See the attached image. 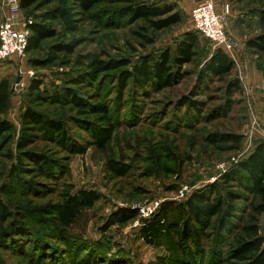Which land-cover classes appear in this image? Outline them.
I'll return each instance as SVG.
<instances>
[{
  "label": "rangeland",
  "instance_id": "374dc122",
  "mask_svg": "<svg viewBox=\"0 0 264 264\" xmlns=\"http://www.w3.org/2000/svg\"><path fill=\"white\" fill-rule=\"evenodd\" d=\"M127 1L106 0L94 11L84 12L70 0H54L42 9H22L20 13V18L30 23L41 20L50 8L64 5L76 14L79 22L78 29L69 32L61 21L53 20L57 35L45 40L39 50L6 64L2 72L11 80L12 86L19 74L23 79L13 91L9 110L0 116L12 124V130L4 135L5 142L0 148V199H7L14 213L7 220L0 218V264H42L38 254H34L33 246L43 243L60 250L65 258L58 261L59 253L56 259L44 262L47 264H184L181 261L171 263L174 256L168 248L171 243L176 246L172 250L190 264H233L227 257L237 230L221 239V255L212 261L214 236L204 243L202 256L198 252L182 254L177 241L169 238L165 240L167 245L152 246L142 238L140 230L166 201L180 203L198 187L221 184L229 167L249 155L257 143L264 140V53H257L246 44L248 39L264 32L260 22L264 0H216L219 11L226 3L230 4L227 29L237 40L233 51L227 53L235 64L227 78L200 77L215 50L212 41L201 33L194 61L183 66L178 82L171 87H147L134 92L130 83L119 95L117 83L110 78L113 72L106 73L105 78L78 90L85 91V96L92 98L91 102L102 100L112 106L113 115L119 122L109 149L102 151L90 146L85 154H77L40 137L34 147L51 158V162L44 164L52 174L39 175L38 171L31 173L21 169L19 178H11V168L18 153L16 143L22 129L21 116L27 107L63 121L70 141L75 144H90L91 137L84 129L83 121H96L90 114L80 115L72 105L47 103L35 91L31 93L29 86L33 77L42 81L41 90L51 93L84 69L77 63L78 57L126 58L133 64L144 54L157 56L168 48L173 54L184 32L196 29L190 16L194 1L172 0L179 6L182 22L159 32L155 43L142 45L132 34L136 25L121 24L112 19L115 15L108 14ZM58 43H76L77 47L73 55L61 53L60 60L47 67L31 63L32 58L49 56ZM234 78L242 81V90L231 96L228 85ZM183 97L195 101L199 110L182 103ZM226 103L230 105L227 112ZM222 108H225L223 112ZM214 132L241 134L244 137L241 149L228 151L208 143L206 137ZM162 147L173 153L171 159L161 151ZM151 148L162 152L166 168L153 169ZM8 150L14 155L12 160L7 155ZM107 157L128 166L126 175L114 177L107 171ZM34 164L30 158L24 160V167L32 168ZM82 188L95 189L101 197L92 208L82 209L66 230L67 235L61 237L50 223L45 224L43 230L37 224L36 228L40 227L37 234L33 226H28V221L25 224L28 236L20 238L21 235L16 236L13 232L11 238L16 237V240H12L7 235L10 229L3 233L11 218L21 220L25 213H31L29 209L56 203L68 192ZM247 203L244 199L236 202L234 222L241 223L240 216L249 212ZM27 207L29 209L25 210ZM120 207H137L139 215L124 225H109L108 218ZM148 209L153 211L150 217L145 216ZM259 224L261 234H264V214L259 216Z\"/></svg>",
  "mask_w": 264,
  "mask_h": 264
},
{
  "label": "trees",
  "instance_id": "16d2710c",
  "mask_svg": "<svg viewBox=\"0 0 264 264\" xmlns=\"http://www.w3.org/2000/svg\"><path fill=\"white\" fill-rule=\"evenodd\" d=\"M52 1L54 0H20V5L23 10L42 9L50 5ZM70 1L75 3L81 11L91 12L106 0ZM110 13L112 16L115 15V18L112 19L121 24L136 25L132 34L142 45L155 43L159 32L179 24L183 20L178 4L172 0H129L116 8L115 11L112 9L108 12V14ZM53 20L61 21L69 32L78 29L79 20L73 11L64 5L52 7L41 20L33 21L30 25L31 34L26 54L39 50L45 40L57 35ZM260 22L264 25V9L260 12ZM199 34L200 32L196 29L187 30L177 41L173 54L168 48L157 56L144 54L133 64L126 58L106 60L91 55H86L83 59L78 57L77 63L84 69L51 93L41 90L42 81L33 77L29 86L31 93L35 91L47 103L72 105L80 115L90 114L95 117L96 121H83L84 129L89 132L91 137L90 144H75L70 141L69 131L63 121L46 116L44 112L36 108L27 107L21 116L22 129L16 143L18 153L15 158L16 162L11 168V178H19L21 169L31 173L38 171L39 175L52 174L44 164L51 162V158L39 153L38 149L34 147L40 137L71 149L77 154H85L90 146L107 151L115 138L119 121L113 115L110 104L108 105L102 100L91 102L92 98H89L88 95L86 97L85 91H79V87H83L85 84H94L97 80L100 81L101 77L105 78L106 73L112 72L110 78L117 83L119 95L124 93L130 83L134 92L147 87L156 89L171 87L178 82L183 66L194 61ZM246 44L257 53H264V32L248 39ZM76 47V43H58L53 47L49 56L32 58L31 63L37 67H47L60 60L61 53L73 55ZM227 53L222 48H216L206 62L203 71L200 72V77L212 75L218 78H227L235 66L234 61ZM14 61L15 59H12L6 64ZM70 62H66V65ZM228 90L231 96L234 92H241L242 81L239 78H234L229 83ZM99 93L96 95L98 96ZM12 94L11 80L2 76L0 80V116L9 110ZM181 102L199 110L197 103L188 97H183ZM225 107L227 112L230 107L229 103H226ZM224 109L222 108V112ZM11 130L10 121L0 119V148L5 142L6 136L4 135H7ZM243 139L241 134L236 133L214 132L206 137L208 143L228 151L240 150ZM161 149L162 152L165 151L167 157L172 158L173 153L169 149L167 150V147ZM162 152H156L154 148H151L153 169L156 167L166 168L165 162H162L164 158L161 156ZM7 155L10 160L14 158L9 150ZM26 158L32 159L35 166L24 167ZM106 170L111 172L114 177H121L128 172V166L119 163L114 158L107 157ZM15 176L16 178H14ZM221 179V184L211 183L198 187L183 202L166 201L163 203L141 228L142 238L148 244L156 247L167 245L168 242L165 241L167 238L171 241L176 240L177 247L182 254L194 255L198 252L203 256L204 243L214 236L210 257V261H212L221 255L219 250L221 239L237 230L235 242L230 245L227 259L233 264H264V234H261L259 224V216L264 214V140L257 143L249 155L229 167ZM30 184H34V182L30 181ZM100 197V193L95 189L82 188L75 192H68L63 199L56 203L34 209L27 207L25 210L29 209L31 213H28L29 211L25 213L21 220L11 218L9 227L3 233L10 229L11 232L8 231L7 234L10 238L13 232L16 236L21 235L20 238L28 236L26 232L28 227L25 226L28 221L30 224L28 226H33L37 234L40 233L38 230L40 227L36 228L37 224L41 225V230H43L46 227L45 224L50 223L61 237L65 236L67 235L66 230L73 225L82 209L92 208ZM243 199L248 202L249 212L240 216L241 223L238 224L233 221L237 212L236 202ZM6 200L1 201L0 199V218L3 220L13 217L12 214H14ZM138 215L137 207H120L112 212L107 223L109 225H124ZM224 232L225 234H223ZM11 239L16 240V237ZM3 241L6 242V238ZM171 244H168L171 254L174 255L171 263L181 261L184 264H190L181 258L178 252L176 254L174 249L172 250L175 243L173 246ZM51 250L52 252H50ZM33 252L38 254V260L42 264H47L44 263L47 260L56 259L55 257L59 253L57 260L62 262L61 259H65L60 250L44 243L41 246L35 244ZM56 253L57 255H55Z\"/></svg>",
  "mask_w": 264,
  "mask_h": 264
},
{
  "label": "built area",
  "instance_id": "2783aa9c",
  "mask_svg": "<svg viewBox=\"0 0 264 264\" xmlns=\"http://www.w3.org/2000/svg\"><path fill=\"white\" fill-rule=\"evenodd\" d=\"M0 80L7 62L16 58H24L31 34L30 25L20 18L22 11L20 0H0ZM231 13L229 3L219 11L216 0H199L191 10L190 16L196 28L203 36L210 39L214 49L222 48L232 52L237 40L227 29L226 16ZM33 75V72L30 71ZM228 169V168H227ZM184 196V192H182ZM145 211V208L143 209ZM151 209L145 213L150 217Z\"/></svg>",
  "mask_w": 264,
  "mask_h": 264
},
{
  "label": "water",
  "instance_id": "95a60500",
  "mask_svg": "<svg viewBox=\"0 0 264 264\" xmlns=\"http://www.w3.org/2000/svg\"><path fill=\"white\" fill-rule=\"evenodd\" d=\"M22 79H23V76H22L21 74H19V75L17 76V78H16L15 83H14L13 86H12V91L15 90L16 85L19 84V83L22 81Z\"/></svg>",
  "mask_w": 264,
  "mask_h": 264
},
{
  "label": "crops",
  "instance_id": "0c3cea01",
  "mask_svg": "<svg viewBox=\"0 0 264 264\" xmlns=\"http://www.w3.org/2000/svg\"><path fill=\"white\" fill-rule=\"evenodd\" d=\"M193 5H192V8L194 7V5L199 1V0H193ZM216 5H217V2H216ZM192 10V9H191ZM0 14H1V11H0Z\"/></svg>",
  "mask_w": 264,
  "mask_h": 264
}]
</instances>
